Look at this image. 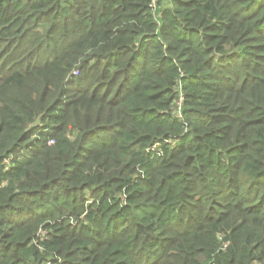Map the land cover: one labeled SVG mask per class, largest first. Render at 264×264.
<instances>
[{
    "label": "trees",
    "instance_id": "16d2710c",
    "mask_svg": "<svg viewBox=\"0 0 264 264\" xmlns=\"http://www.w3.org/2000/svg\"><path fill=\"white\" fill-rule=\"evenodd\" d=\"M0 264H264V0H0Z\"/></svg>",
    "mask_w": 264,
    "mask_h": 264
},
{
    "label": "built area",
    "instance_id": "2783aa9c",
    "mask_svg": "<svg viewBox=\"0 0 264 264\" xmlns=\"http://www.w3.org/2000/svg\"><path fill=\"white\" fill-rule=\"evenodd\" d=\"M181 96V95H180ZM182 97V96H181ZM181 102H182V98H180L179 100H178V103H177V106H176V108H174L173 110H172V116L174 117V118H178V119H181L182 118V113H181Z\"/></svg>",
    "mask_w": 264,
    "mask_h": 264
}]
</instances>
